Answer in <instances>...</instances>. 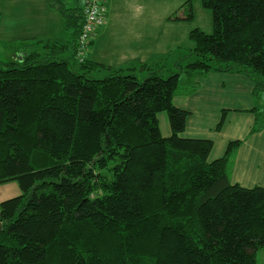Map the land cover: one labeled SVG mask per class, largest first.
<instances>
[{"label": "trees", "instance_id": "obj_1", "mask_svg": "<svg viewBox=\"0 0 264 264\" xmlns=\"http://www.w3.org/2000/svg\"><path fill=\"white\" fill-rule=\"evenodd\" d=\"M199 1L213 31L189 32L193 47L169 76L159 66L139 80L141 63H77L57 43L9 45L13 59L0 60V185L14 182L20 195L0 203V264H256L264 186L231 183L242 142L209 162L212 141L180 136L189 112L173 100L209 73L241 74L255 99L264 93V0ZM47 5L77 40L84 6ZM183 7L185 17L169 20L192 22V0ZM96 69L109 74L89 77ZM262 120L255 115L251 134Z\"/></svg>", "mask_w": 264, "mask_h": 264}, {"label": "crops", "instance_id": "obj_2", "mask_svg": "<svg viewBox=\"0 0 264 264\" xmlns=\"http://www.w3.org/2000/svg\"><path fill=\"white\" fill-rule=\"evenodd\" d=\"M58 1L65 9L80 10L86 2ZM129 1L107 0L106 25L97 31L90 45L89 61L127 69L140 63L150 66L163 55L170 57L182 51L176 37L180 32L182 36L186 34L184 26H180L185 24L183 21L155 18L154 8H132L126 5ZM25 39L66 46L64 56L73 55L75 51L76 35L65 27L62 17L49 8L47 0H0V44L6 46ZM103 58L107 62L101 61ZM199 82L197 91L173 100L177 108L189 112L180 136L211 140L209 162L221 158L229 142L241 141L231 183L245 188L264 186V120L261 128L251 134L255 115H264V93L255 99L253 83L237 73H209ZM223 113V124L216 131ZM157 119L161 135L168 137L171 129L167 115L159 113ZM11 183L0 185V203L20 195L18 185Z\"/></svg>", "mask_w": 264, "mask_h": 264}, {"label": "rangeland", "instance_id": "obj_3", "mask_svg": "<svg viewBox=\"0 0 264 264\" xmlns=\"http://www.w3.org/2000/svg\"><path fill=\"white\" fill-rule=\"evenodd\" d=\"M187 0H130L126 5L132 8H145L152 7L155 10V18L166 17V18H180L185 17V10L183 4ZM192 11L194 19L192 22H182L180 26H184L186 34L182 36V33L176 37V41L178 42L179 49H182L181 52H176L170 57L168 55H163L161 59L152 63L150 66H147L145 71L137 70L135 71L136 76L139 80H143L147 77L149 71L153 68L162 66V73L164 76H169L175 68V64L181 63L185 55L184 50L193 47L192 42L188 39V33L198 28L202 32L206 34H211L213 31L211 13L201 7L199 0H192ZM162 15V16H161ZM167 22V20H165ZM26 40V39H25ZM23 40L18 42H13L6 44V46L0 44V60L3 62H8L13 59L12 51L13 49L9 45H16L21 43ZM184 49V50H183ZM100 61V60H95ZM101 61L107 62L105 58ZM184 65V64H183ZM112 67V66H111ZM115 68V67H114ZM144 70V69H143ZM124 75H127L126 70L122 72ZM109 72L105 69H96L91 71L88 75L93 79H103L108 76ZM12 184V183H9ZM7 185V184H6ZM5 186V185H1ZM0 186V187H1ZM256 264H264V248H259L255 254Z\"/></svg>", "mask_w": 264, "mask_h": 264}, {"label": "built area", "instance_id": "obj_4", "mask_svg": "<svg viewBox=\"0 0 264 264\" xmlns=\"http://www.w3.org/2000/svg\"><path fill=\"white\" fill-rule=\"evenodd\" d=\"M103 0H86L83 8V23L77 37L74 58L77 63L87 60L90 45L97 31L105 24L106 8Z\"/></svg>", "mask_w": 264, "mask_h": 264}, {"label": "clouds", "instance_id": "obj_5", "mask_svg": "<svg viewBox=\"0 0 264 264\" xmlns=\"http://www.w3.org/2000/svg\"><path fill=\"white\" fill-rule=\"evenodd\" d=\"M87 60H88V59H87ZM87 60H86V61H87ZM86 61H85V62H86ZM85 62H84V63H85Z\"/></svg>", "mask_w": 264, "mask_h": 264}, {"label": "water", "instance_id": "obj_6", "mask_svg": "<svg viewBox=\"0 0 264 264\" xmlns=\"http://www.w3.org/2000/svg\"><path fill=\"white\" fill-rule=\"evenodd\" d=\"M20 57V56H19ZM1 225V224H0Z\"/></svg>", "mask_w": 264, "mask_h": 264}]
</instances>
